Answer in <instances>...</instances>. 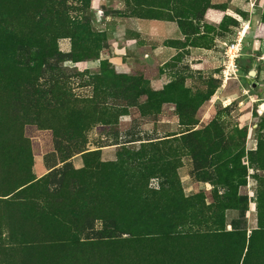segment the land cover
I'll list each match as a JSON object with an SVG mask.
<instances>
[{"label": "rangeland", "instance_id": "1", "mask_svg": "<svg viewBox=\"0 0 264 264\" xmlns=\"http://www.w3.org/2000/svg\"><path fill=\"white\" fill-rule=\"evenodd\" d=\"M261 216L264 0H0V264H202Z\"/></svg>", "mask_w": 264, "mask_h": 264}, {"label": "trees", "instance_id": "2", "mask_svg": "<svg viewBox=\"0 0 264 264\" xmlns=\"http://www.w3.org/2000/svg\"><path fill=\"white\" fill-rule=\"evenodd\" d=\"M125 173L127 174L123 176L125 178L131 179L135 183V188L138 189L140 183L143 182L145 178L154 174L162 175V173H164V170L163 167L161 166L160 158L155 159L154 156H151L150 159H146V160H142V159L134 160L132 164L129 166V169L125 171ZM183 202L184 204H187L188 201L183 199ZM261 217H262V226L259 227V229L251 232L248 237L245 233L241 234L239 232H234V231L216 233L214 235L186 233V236H188L189 238H194L196 240L201 239V241L204 242V244L200 242H195L198 251L203 250L204 249L203 247L206 248L205 242H207V240L214 239V241L212 242L215 245L216 242L219 243L217 245V250L219 246V251L221 252V254L218 257L212 255L207 248L206 249L209 252L198 254L199 262H201L202 264H251L250 259L254 251V243L256 242H257V246H256L257 255H256L255 264H260L262 261L261 245L264 246V217L263 216ZM159 228L160 227H158V229ZM148 236H152V235L149 234ZM155 236L156 235L150 238L151 239L155 238ZM158 237L165 238V237H169V235L161 232V234H159Z\"/></svg>", "mask_w": 264, "mask_h": 264}, {"label": "built area", "instance_id": "3", "mask_svg": "<svg viewBox=\"0 0 264 264\" xmlns=\"http://www.w3.org/2000/svg\"><path fill=\"white\" fill-rule=\"evenodd\" d=\"M243 36L238 33L231 42L223 44L222 53L220 54V79L223 84L237 78L239 72L238 59L243 49Z\"/></svg>", "mask_w": 264, "mask_h": 264}, {"label": "water", "instance_id": "4", "mask_svg": "<svg viewBox=\"0 0 264 264\" xmlns=\"http://www.w3.org/2000/svg\"><path fill=\"white\" fill-rule=\"evenodd\" d=\"M249 76H254V73H253L252 71H250V72H249ZM252 87L255 88V87H256V84L253 83V84H252Z\"/></svg>", "mask_w": 264, "mask_h": 264}, {"label": "bare ground", "instance_id": "5", "mask_svg": "<svg viewBox=\"0 0 264 264\" xmlns=\"http://www.w3.org/2000/svg\"><path fill=\"white\" fill-rule=\"evenodd\" d=\"M246 28L241 32L242 35H245L246 34Z\"/></svg>", "mask_w": 264, "mask_h": 264}, {"label": "crops", "instance_id": "6", "mask_svg": "<svg viewBox=\"0 0 264 264\" xmlns=\"http://www.w3.org/2000/svg\"><path fill=\"white\" fill-rule=\"evenodd\" d=\"M219 58H220V56H219Z\"/></svg>", "mask_w": 264, "mask_h": 264}]
</instances>
